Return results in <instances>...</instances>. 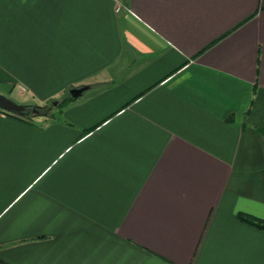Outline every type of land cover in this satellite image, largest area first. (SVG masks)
Segmentation results:
<instances>
[{
	"label": "crops",
	"instance_id": "1",
	"mask_svg": "<svg viewBox=\"0 0 264 264\" xmlns=\"http://www.w3.org/2000/svg\"><path fill=\"white\" fill-rule=\"evenodd\" d=\"M83 85L0 112V264H264V0H0V93Z\"/></svg>",
	"mask_w": 264,
	"mask_h": 264
},
{
	"label": "water",
	"instance_id": "2",
	"mask_svg": "<svg viewBox=\"0 0 264 264\" xmlns=\"http://www.w3.org/2000/svg\"><path fill=\"white\" fill-rule=\"evenodd\" d=\"M87 88H88V86H86V85H83L81 87L71 88L69 90V94L74 99V98H77L78 96H80L83 93V91H85ZM56 104H57L56 101H53L50 108H52ZM0 109L5 111V112L16 113L18 115L26 114V113H28L27 112L28 110H29L30 115H39L40 114V112L37 108V105L29 106V105H24V104H18V103L14 102L13 100H11L10 98H8L7 96H5L1 93H0Z\"/></svg>",
	"mask_w": 264,
	"mask_h": 264
},
{
	"label": "trees",
	"instance_id": "3",
	"mask_svg": "<svg viewBox=\"0 0 264 264\" xmlns=\"http://www.w3.org/2000/svg\"><path fill=\"white\" fill-rule=\"evenodd\" d=\"M73 100V98L67 94L64 98H61L58 102H56L57 104L55 106H53L51 109H61L67 102ZM52 101H54V99L48 100L45 102V104L43 106H37L38 110L40 113H45V112H49L50 107L52 104H49L50 102L52 103ZM31 106V105H29ZM1 113L19 118V119H29L31 117L30 113H26V114H16V113H11V112H5L3 110L0 109ZM238 219L241 220L242 222L248 223L252 226H255L257 228L263 229L264 230V220L252 217L250 215L247 214H243V213H239L238 214Z\"/></svg>",
	"mask_w": 264,
	"mask_h": 264
},
{
	"label": "rangeland",
	"instance_id": "4",
	"mask_svg": "<svg viewBox=\"0 0 264 264\" xmlns=\"http://www.w3.org/2000/svg\"><path fill=\"white\" fill-rule=\"evenodd\" d=\"M2 92L1 94L7 96L8 98H10L11 100H13L14 102L18 103V104H24V105H30V104H33V105H37V104H40L38 106H41L42 103H37L35 104L32 100H29L28 98H17L15 96H10L8 95L7 91H5L4 89H2ZM54 101L58 102L59 100H55ZM53 102V101H52ZM49 104H52L51 102ZM43 106V105H42Z\"/></svg>",
	"mask_w": 264,
	"mask_h": 264
},
{
	"label": "flooded vegetation",
	"instance_id": "5",
	"mask_svg": "<svg viewBox=\"0 0 264 264\" xmlns=\"http://www.w3.org/2000/svg\"><path fill=\"white\" fill-rule=\"evenodd\" d=\"M27 112H29V110Z\"/></svg>",
	"mask_w": 264,
	"mask_h": 264
}]
</instances>
